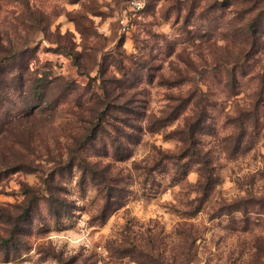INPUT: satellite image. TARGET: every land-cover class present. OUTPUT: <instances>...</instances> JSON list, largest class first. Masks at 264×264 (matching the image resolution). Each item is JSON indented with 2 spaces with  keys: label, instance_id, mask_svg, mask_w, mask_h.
Returning <instances> with one entry per match:
<instances>
[{
  "label": "rangeland",
  "instance_id": "374dc122",
  "mask_svg": "<svg viewBox=\"0 0 264 264\" xmlns=\"http://www.w3.org/2000/svg\"><path fill=\"white\" fill-rule=\"evenodd\" d=\"M130 1L0 0V264H264V0Z\"/></svg>",
  "mask_w": 264,
  "mask_h": 264
},
{
  "label": "built area",
  "instance_id": "2783aa9c",
  "mask_svg": "<svg viewBox=\"0 0 264 264\" xmlns=\"http://www.w3.org/2000/svg\"><path fill=\"white\" fill-rule=\"evenodd\" d=\"M130 2L133 7L137 9H142L144 5L146 4L147 0H131Z\"/></svg>",
  "mask_w": 264,
  "mask_h": 264
},
{
  "label": "trees",
  "instance_id": "16d2710c",
  "mask_svg": "<svg viewBox=\"0 0 264 264\" xmlns=\"http://www.w3.org/2000/svg\"><path fill=\"white\" fill-rule=\"evenodd\" d=\"M57 216H62L63 213H61L60 211L56 210Z\"/></svg>",
  "mask_w": 264,
  "mask_h": 264
}]
</instances>
